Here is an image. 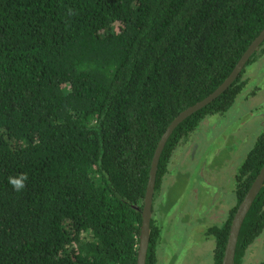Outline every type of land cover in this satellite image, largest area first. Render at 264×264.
<instances>
[{
    "label": "trees",
    "instance_id": "obj_1",
    "mask_svg": "<svg viewBox=\"0 0 264 264\" xmlns=\"http://www.w3.org/2000/svg\"><path fill=\"white\" fill-rule=\"evenodd\" d=\"M263 30L264 0H0V264H137L162 135L227 79ZM263 47L174 130L155 198L177 148L231 109ZM263 166L264 133L239 169L236 206L210 229L215 264ZM20 173L28 180L17 193L8 177ZM263 234L264 186L235 264ZM161 236L153 217L146 264H159Z\"/></svg>",
    "mask_w": 264,
    "mask_h": 264
},
{
    "label": "rangeland",
    "instance_id": "obj_2",
    "mask_svg": "<svg viewBox=\"0 0 264 264\" xmlns=\"http://www.w3.org/2000/svg\"><path fill=\"white\" fill-rule=\"evenodd\" d=\"M246 74L250 80L231 109L208 116L191 133L199 146L197 158H186L191 147L185 143L173 155L156 209L162 229L159 264H215L209 219H225L236 204V175L264 132V59L249 65ZM220 202L227 205H214ZM262 252L264 239L252 247L245 264L256 263Z\"/></svg>",
    "mask_w": 264,
    "mask_h": 264
},
{
    "label": "water",
    "instance_id": "obj_3",
    "mask_svg": "<svg viewBox=\"0 0 264 264\" xmlns=\"http://www.w3.org/2000/svg\"><path fill=\"white\" fill-rule=\"evenodd\" d=\"M264 42V30L259 34V36L252 42L249 48L246 50L232 73L227 77V79L209 96L196 103L195 105L182 111L167 127L166 131L162 135L160 142L156 148L155 154L153 156L150 178L147 186V192L144 201V207L142 209V226L140 234V243L138 250V263L137 264H146L147 254L150 244V234H151V220H152V211H153V198L157 181V172L159 161L162 155V152L165 148V145L174 132V130L181 124L185 119H187L192 114L203 109L215 99H217L221 94H223L239 77L244 67ZM264 186V166L253 182L250 190L244 197V199L239 204L237 211L234 215V218L231 223L230 234L228 238V243L225 249V254L221 264H235V255L237 249V243L240 235L241 228L246 219V216L251 209L256 197Z\"/></svg>",
    "mask_w": 264,
    "mask_h": 264
},
{
    "label": "flooded vegetation",
    "instance_id": "obj_4",
    "mask_svg": "<svg viewBox=\"0 0 264 264\" xmlns=\"http://www.w3.org/2000/svg\"><path fill=\"white\" fill-rule=\"evenodd\" d=\"M263 44V43H262ZM261 44V45H262ZM260 45V46H261ZM260 48V47H259ZM258 48V49H259ZM257 49V50H258ZM256 50V51H257ZM262 59H264V47L262 48V49H260V52H259V56L257 57V60H256V62H259L260 60H262ZM259 65V64H258ZM257 65V66H258ZM245 77L247 78V79H249L250 80V76L249 75H245ZM249 80H248V82H249ZM248 84V83H247ZM252 92V94L253 95H256V92L255 91H251ZM264 133V132H263ZM262 133V134H263ZM261 134V135H262ZM191 139V136H190V138L186 141V142H184L185 143V145L187 146H189V147H191L190 148V150H189V153H188V151H187V154H188V156L186 157V158H192L193 160L194 159H196L197 158V153H198V148H199V146L197 145V146H195V142H194V140H190ZM189 149V148H188ZM246 160V159H245ZM172 162V161H171ZM244 163V162H243ZM169 172H170V169H169ZM239 173V172H238ZM238 173H237V175H238ZM169 174V173H168ZM167 174V175H168ZM166 175V176H167ZM237 175H236V181H237ZM255 181V180H254ZM163 186V185H162ZM236 186H237V182H236ZM162 189L163 188H161V190H160V192L157 194V196H156V198H155V196H154V198H153V211H152V218L154 217V219H155V222H156V224L158 225V227L161 229V227H160V224L158 223V221H157V219L156 218H158V212H159V210L156 212V209H158L159 208V199H160V197H161V193L163 192L162 191ZM250 190V189H249ZM235 192H236V188H235ZM154 195H155V192H154ZM237 196V195H236ZM246 196V195H245ZM244 199V198H243ZM237 201H238V198H237ZM237 201H236V204H237ZM241 203V202H240ZM239 203V204H240ZM224 204H226L225 202H220V203H218V204H214V205H216V206H220V205H224ZM236 204H234L233 205V207L232 208H230L229 209V211L227 212V215L225 216V219H223V220H221V221H216V219L211 215V212H213L212 210H214L215 208L213 207L210 211V213H208V216H212V218H213V220H210L209 219V221H210V223H211V225H210V227L208 228V230H207V232H208V237H214L215 238V236H214V234H212L211 232H210V229L214 226V225H212V223L213 222H218L219 224H223L225 221H227L228 220V218H229V215H230V213H231V210L236 206ZM213 205V206H214ZM227 205V204H226ZM239 206V205H238ZM238 208V207H237ZM237 211V210H236ZM236 213V212H235ZM235 215V214H234ZM234 218V217H233ZM233 220V219H232ZM218 224V225H219ZM161 231H162V229H161ZM264 239V234L263 235H261V237L260 238H258V240L255 242V243H253L250 247H249V249H248V253H249V251L252 249V247L258 242V241H261V240H263ZM215 241H216V238H215ZM160 242H161V240H160ZM215 248H216V246H215ZM215 248H214V255H215ZM158 251H159V248H158ZM262 254V256H260L259 257V260L256 262V263H253V264H259L260 262H262L263 260H264V252H262L261 253ZM215 261V260H214ZM245 264V263H244Z\"/></svg>",
    "mask_w": 264,
    "mask_h": 264
},
{
    "label": "clouds",
    "instance_id": "obj_5",
    "mask_svg": "<svg viewBox=\"0 0 264 264\" xmlns=\"http://www.w3.org/2000/svg\"><path fill=\"white\" fill-rule=\"evenodd\" d=\"M74 14L71 9H69V15ZM28 176L26 173H20L16 176H9L8 183L12 186L13 190L17 193L22 192L26 188V182Z\"/></svg>",
    "mask_w": 264,
    "mask_h": 264
}]
</instances>
